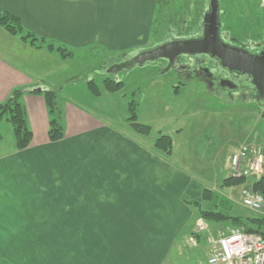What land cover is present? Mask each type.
I'll use <instances>...</instances> for the list:
<instances>
[{
  "label": "crops",
  "instance_id": "obj_1",
  "mask_svg": "<svg viewBox=\"0 0 264 264\" xmlns=\"http://www.w3.org/2000/svg\"><path fill=\"white\" fill-rule=\"evenodd\" d=\"M156 1L0 0V13L17 17L24 32L66 51V46L87 48L91 57L88 65L75 67L72 55L64 58L54 51L33 48L0 28V104L12 90L21 89L20 100L32 134L23 151L15 149L14 139H0V232L27 228L29 240L21 246L31 261L41 257L42 262L35 264H52L57 249L69 247L71 242H80L79 247L85 248L87 264H164L174 245L191 233L199 218L181 198L167 195L166 174L183 175L157 155L149 135L141 136L128 125L130 101L119 93L123 85L110 92L95 79L106 77L102 71L113 65L109 58L102 70V59L97 58L98 64L93 60L100 56V45L107 50H126L143 47L150 40ZM256 2L258 13L244 23H264L262 0ZM181 18L178 16L180 23L187 20ZM242 31L251 33L247 28ZM258 34L264 37V30ZM119 81L117 76L115 82ZM89 82L99 86L98 95L91 93ZM176 84L170 86L173 93L181 87L179 81ZM38 88L59 95L63 127L59 141L48 139L44 99L31 93ZM136 112L137 122L148 125ZM155 132L156 136L168 135ZM253 179L245 183L251 186ZM25 200L37 206L25 208V217L20 219ZM56 233H62L61 240H51ZM33 248L45 250L34 254ZM63 258L57 257L62 259L57 264H63ZM194 264H206V260Z\"/></svg>",
  "mask_w": 264,
  "mask_h": 264
},
{
  "label": "rangeland",
  "instance_id": "obj_2",
  "mask_svg": "<svg viewBox=\"0 0 264 264\" xmlns=\"http://www.w3.org/2000/svg\"><path fill=\"white\" fill-rule=\"evenodd\" d=\"M201 1L157 0L150 40L145 46L130 47L126 50H107L100 45L98 47L101 51L100 56H96L93 60H96L98 64L99 59L97 58H101L102 70H104L105 62L109 58L113 65L120 64L127 61L135 53L157 46L167 41L169 37L178 35V32L182 29L185 32L180 35L186 37L198 20H202V14H200L203 10L202 4H200ZM218 2L220 13L223 16L221 23L223 27H228L230 29L228 31L232 32L233 35L246 30V28L251 30V33H247L253 35L264 30V23L257 25L244 23V21H249L253 14L258 13L259 10L256 7L254 8L257 4L256 0H218ZM261 12L264 13V10H261ZM243 14L245 17L242 16ZM178 16H183L187 20H182V23H180ZM171 19L173 22L171 28H168L170 24L168 22ZM185 22L187 23L185 24ZM66 48L72 54L71 58L74 57L72 64L75 67H84L90 63L91 57L87 55V48L77 49L68 46ZM109 68L104 71L106 72ZM157 69L159 68H155L153 64H146L141 68L121 71L118 76L123 82V89L119 93L125 95L130 102L134 101L137 104L140 119L150 127L151 145L159 137V135L156 136L155 131H164V134H168L165 136H169L172 140L171 154L166 156L157 153V155L169 166L176 169L177 172L182 173L183 177L178 178L177 174L173 172L166 174L167 195L174 194L177 199L181 198V201L189 206L191 210H195L193 205L201 201L202 190L211 189L227 198L234 205L231 212L240 215L242 219L263 216V212H251L242 208L236 202L239 188L242 185L250 188L251 186L244 182L238 187L222 188L221 182L225 179V176L230 177L227 171L228 160L239 145L250 144L261 151V142L264 140V101L259 105L255 102H244L239 98L226 100L217 94L210 93L202 83L188 82L182 78L178 79L175 77L174 72L161 73ZM104 71H102V74L106 75L103 73ZM95 79L96 84L101 85L104 78L96 76ZM177 81L182 82L181 87H179L177 93H173L170 86L177 85ZM7 129H12L11 125L2 120L0 122V133L4 142L13 139L12 131H7ZM175 131L180 132L177 135ZM221 146L222 152H220ZM185 175L188 178H185ZM178 179L181 181L179 182ZM179 185H181V188H178ZM197 194L198 199H195L194 196H197ZM21 206L23 209L19 213V218L24 219L25 213L22 211L25 208L37 205L35 202L34 205H31L29 201L25 200L21 203ZM230 223L231 221L208 224V231L199 235L194 245L185 244L181 239L178 241L179 245H174L170 254L166 256L164 264H184L188 260H190L189 264L205 261L209 251L207 239H215L217 233L226 234L232 228L241 226H235L234 224L231 226ZM26 229L0 232V264H35L36 261L42 262L41 257L31 261V258L23 253L26 249L21 245L25 244L24 241L29 240L28 235L30 234ZM29 229H31V226ZM35 234L49 237L47 233ZM50 236H53V233H50ZM3 239L5 241L4 245L1 244ZM61 239L62 233H56V237H51V240ZM79 246L80 242L79 245L71 242L69 247L57 249V257H64L63 264H87L85 262V260L87 261L85 248ZM31 250L35 254L36 250L41 252L45 249L33 248ZM147 250L142 248L144 252ZM57 257L51 260L52 264H57L62 260H58Z\"/></svg>",
  "mask_w": 264,
  "mask_h": 264
},
{
  "label": "trees",
  "instance_id": "obj_3",
  "mask_svg": "<svg viewBox=\"0 0 264 264\" xmlns=\"http://www.w3.org/2000/svg\"><path fill=\"white\" fill-rule=\"evenodd\" d=\"M0 28L7 34L13 36H20L21 40L29 43L33 48H44L48 51H54L61 57H70L72 54L62 47H53L52 44L46 42L44 39L36 38L29 32H24L20 21L17 17L6 13H0ZM123 85L122 81L115 82L111 77H104L102 81L103 90L115 92ZM91 93L98 95L100 88L96 84L89 82L87 84ZM42 96L47 108L49 118L48 139L50 142H56L63 138V127L60 121L59 95L54 90H45L42 92H31ZM23 91L21 89H14L10 92L7 99L0 104V122L5 120L11 125L15 149L17 151L25 150L31 141V131L27 125L26 111L24 105L21 103V96ZM137 104L134 101L128 104V117L126 122L133 129L134 132L141 136H148L150 134V127L145 124L137 122L136 114ZM264 124V123H263ZM264 128V125H263ZM2 138L0 133V139ZM153 150L156 153L169 156L172 152V140L169 136L159 135L154 141ZM261 153L263 157V174L251 184V188L258 192L263 197V214H264V140L261 144ZM245 182V179H236L233 177H226L221 182L222 188H229L230 186H240ZM198 213V217L210 223L219 224L221 222L231 221V226L241 225L244 232L256 234L264 239V215L245 217L242 219L240 215H236L231 211L234 205L227 200L223 195L211 189H203L201 193V201L193 205ZM234 226V227H235ZM197 236L196 238H198Z\"/></svg>",
  "mask_w": 264,
  "mask_h": 264
},
{
  "label": "water",
  "instance_id": "obj_4",
  "mask_svg": "<svg viewBox=\"0 0 264 264\" xmlns=\"http://www.w3.org/2000/svg\"><path fill=\"white\" fill-rule=\"evenodd\" d=\"M207 3L209 12L202 17L201 25L203 30L200 38L169 39L167 42L135 53L125 62L110 66L105 74L116 80L118 74L123 70L141 68L146 64H155L160 60L172 63L180 56L210 55L220 60L222 67H227L231 70L232 67H235L252 77V102L261 105L264 101V53L253 59L245 51L229 49L220 40L219 2L218 0H207ZM171 68L166 66L161 72L166 73ZM42 91L44 89L38 88L32 92L38 93Z\"/></svg>",
  "mask_w": 264,
  "mask_h": 264
},
{
  "label": "flooded vegetation",
  "instance_id": "obj_5",
  "mask_svg": "<svg viewBox=\"0 0 264 264\" xmlns=\"http://www.w3.org/2000/svg\"><path fill=\"white\" fill-rule=\"evenodd\" d=\"M200 4H202L203 9L200 14L204 17V15L209 12L207 0H202ZM222 17L219 9L220 23ZM181 19L185 18L182 16ZM202 30L201 21L198 20L197 24L193 26L186 37L180 35L185 32V30L182 29L178 32V35L169 37L167 41L172 38L197 39L201 37ZM228 30L230 29L226 26L223 27L221 23L219 30L220 40L229 49L245 51L253 59L258 58L264 53V37H261L260 34L253 35L241 31L233 35L232 32ZM153 65L161 69V71H163L166 66H170L172 67L170 71L174 72L175 77L178 79L182 78L188 82L194 81L196 83H202L210 93L217 94L226 100L233 98H253L252 77L235 67H232V70L227 67H222L220 60L210 55L180 56L172 63L160 60ZM181 81H179L180 84L182 83Z\"/></svg>",
  "mask_w": 264,
  "mask_h": 264
},
{
  "label": "built area",
  "instance_id": "obj_6",
  "mask_svg": "<svg viewBox=\"0 0 264 264\" xmlns=\"http://www.w3.org/2000/svg\"><path fill=\"white\" fill-rule=\"evenodd\" d=\"M264 8V0H262ZM228 171L236 179L258 178L263 174L260 149L252 145H240L228 161ZM236 202L251 212H263V197L250 187L238 190ZM209 229L208 223L198 219L192 233L183 237V243L194 245L196 237ZM209 244L206 264H264V239L256 234L244 232L241 226L228 233H217L215 239H207Z\"/></svg>",
  "mask_w": 264,
  "mask_h": 264
}]
</instances>
